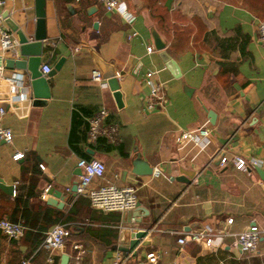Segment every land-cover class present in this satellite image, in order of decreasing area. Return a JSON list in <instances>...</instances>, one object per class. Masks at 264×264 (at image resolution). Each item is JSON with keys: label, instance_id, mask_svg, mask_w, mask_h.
<instances>
[{"label": "crops", "instance_id": "obj_1", "mask_svg": "<svg viewBox=\"0 0 264 264\" xmlns=\"http://www.w3.org/2000/svg\"><path fill=\"white\" fill-rule=\"evenodd\" d=\"M259 1L125 0L133 15L127 23L98 0H44L38 68L41 63L51 67L63 56L44 75L49 90L44 103L32 104L26 68L0 61V121L12 132L10 141L0 140V180L12 185L10 193L0 188V216L24 224L17 238L0 231V264H58L61 251L68 254L66 264H73V241L86 249L80 264H111L117 246L126 244L124 230L144 226H149L142 236L148 243L136 244L129 264L142 259L148 247L159 251L160 264L175 259L183 264H264V47L256 34L264 11L255 8ZM3 10L22 30H32L33 0H3ZM151 29L164 41L162 50L175 61L177 74L154 47ZM10 36L16 44L11 29ZM98 62L104 72L114 71L120 105L107 83L90 78ZM146 70L163 86L161 103L152 109L144 107ZM11 73L25 98L8 89ZM182 85L190 87L188 93ZM100 107L106 113L90 138L88 119ZM199 124L208 127L204 147L175 140L180 130ZM221 145L223 163L210 159ZM15 150L22 154L13 158ZM135 153L160 172L131 171ZM232 154L254 157L257 163L236 168ZM79 156L104 162L103 177H93L90 184L133 185L135 206L128 212L101 210L76 193L66 194L61 207L47 203L49 190L63 191L76 181ZM54 222L69 227L62 248L36 250L41 233ZM252 222L260 229L254 250L228 245L232 232ZM196 228L219 233L212 235L214 245L175 240Z\"/></svg>", "mask_w": 264, "mask_h": 264}, {"label": "built area", "instance_id": "obj_2", "mask_svg": "<svg viewBox=\"0 0 264 264\" xmlns=\"http://www.w3.org/2000/svg\"><path fill=\"white\" fill-rule=\"evenodd\" d=\"M102 8L106 11L115 12L127 23L133 18L132 13L127 9L125 0H98ZM3 0H0V5ZM135 31L132 30L133 34ZM256 34L260 43L264 47V21L258 20L256 22ZM15 44L14 39L10 36V28L5 24L3 17L0 15V49L5 47H13ZM151 45H146V49L149 50ZM1 68V66H0ZM49 69L47 63H41L39 70L44 74ZM153 71L146 70L144 73L145 81L149 85L148 92L144 99V107L146 109H152L161 103L163 97L162 83L151 78ZM90 78L97 80L101 85H105V79L101 76L97 67H92L89 71ZM1 75V73H0ZM8 83V89L15 92L17 97L25 98L26 91L17 89L18 77L11 73L6 77ZM17 89V90H16ZM4 111L2 105H0V119ZM106 111L103 107L98 108L97 112L88 119V136L93 138L99 130L100 119L105 115ZM109 130H114V125L109 126ZM11 129L3 125L0 121V140L10 141ZM175 140L181 144L188 142L195 143L199 148L205 146L208 142V127L205 124H199L193 128L182 129L175 135ZM22 152L15 150L11 156L16 158L20 156ZM217 157L219 163H223L226 160V156L222 151V145L217 147L214 152L210 154V159ZM231 160L236 168H244L246 165H253L257 163V159L250 157L244 158L239 154H232ZM76 165L79 167L77 179L75 181L74 193L83 194L87 197L91 206L101 210H125L131 209L135 206L137 197L135 187L131 184H116L108 180H102L96 184H90L93 177H103L104 162L98 157L85 158L79 156L76 158ZM40 168L43 167L41 162L38 163ZM151 174H158L160 171L158 167L153 166L151 168ZM64 189H68L65 185ZM41 196L43 194L41 193ZM231 217L227 216L226 221H230ZM24 229V224L18 220H12L5 216H0V231L7 237L17 238ZM69 233L68 225L62 222L52 223L45 231L38 242V246L44 247L51 251L54 248H62L63 240ZM260 233V229L255 223H249L247 226L232 232L231 238L228 242L233 248L239 251H252L256 246V242ZM219 235L215 231H207L204 228L190 229L178 234L175 240L178 243L183 242L186 239L202 240L205 244L213 246L212 235ZM71 251L69 252L70 259L73 264H80V258L86 251L85 247L80 241H73L70 244ZM133 253L127 250L117 249L111 259V264H129ZM159 251L154 247H148L143 253V258L133 262L132 264H160L158 262ZM48 262L51 261L50 253L46 256ZM26 259H22L21 262H25ZM173 264H183L180 259H175Z\"/></svg>", "mask_w": 264, "mask_h": 264}, {"label": "water", "instance_id": "obj_3", "mask_svg": "<svg viewBox=\"0 0 264 264\" xmlns=\"http://www.w3.org/2000/svg\"><path fill=\"white\" fill-rule=\"evenodd\" d=\"M43 3L44 0H33V28L29 32L25 31L24 29L22 30L19 26H17V24L8 17L6 10H3L0 13L5 24L15 33L16 36L15 46L0 49V61L2 60L5 67H18L27 69L32 104L44 103L46 97L49 95L48 84L44 75L50 74L55 68H57L63 58L62 55L58 56L52 63L51 67H49V69L44 74L40 72L38 68L39 55L42 45L41 39L44 37ZM26 25L27 21L24 22V26ZM151 37L154 47L162 50L164 41L158 36L154 29H151ZM9 52H15L16 54L24 55L25 57H12L3 55V53ZM161 56L165 65L173 72V74H177L178 70L175 61L163 50L161 52ZM98 66L102 77L109 76L106 79V83L112 90V96L116 105H120V94L117 89L116 79L112 75L114 71L110 70L104 72L99 62ZM182 88L186 93H188L190 90V87L187 85H182ZM130 163V169L135 173H149L151 171V165L148 164L146 160L142 159L138 153H135L134 157L130 160ZM0 188L10 193L12 190V185L10 183H3L0 180ZM74 188L75 182H73L68 187V189L63 191L60 189L49 190L48 193L50 195L45 198V201L57 207H61L63 201L66 198L65 195L74 193ZM139 209L144 210V208L140 205ZM123 211L128 212L130 209H125ZM148 227L149 226H144L124 230L126 244L118 245L117 248L134 253L137 243H148V239L142 238V236L147 232ZM67 258L68 254L65 251H61L59 254L58 264H66Z\"/></svg>", "mask_w": 264, "mask_h": 264}, {"label": "trees", "instance_id": "obj_4", "mask_svg": "<svg viewBox=\"0 0 264 264\" xmlns=\"http://www.w3.org/2000/svg\"><path fill=\"white\" fill-rule=\"evenodd\" d=\"M259 2H260V3H257V4L255 3V5H256L255 8L257 9V11H258L259 13H263V11H264V4H263L264 1H263V0H260ZM258 5H259V6H258ZM258 18H259V20L262 19L261 16L258 17ZM261 21H262V20H261ZM17 200H18V198L14 196V201L16 202ZM11 219L13 220L14 218L11 217ZM22 233H23V232H22ZM68 234H69V233H68ZM42 235H43V234L41 233V235H40V237H39V240L41 239ZM9 238H11V237H9ZM39 240H38V242H39ZM38 242L36 243V245L38 244ZM36 245H35V246H36ZM37 249H45V248L37 245V246H36V250H37Z\"/></svg>", "mask_w": 264, "mask_h": 264}]
</instances>
